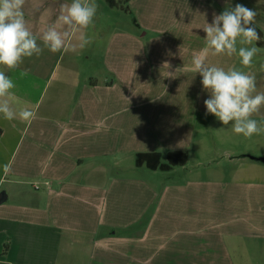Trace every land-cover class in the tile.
Returning <instances> with one entry per match:
<instances>
[{"label":"crops","instance_id":"1","mask_svg":"<svg viewBox=\"0 0 264 264\" xmlns=\"http://www.w3.org/2000/svg\"><path fill=\"white\" fill-rule=\"evenodd\" d=\"M99 1L108 3L110 12H97L93 25L73 34L71 50L53 53L45 48L14 71L0 65L15 83L9 102L17 113L13 120L0 114V264H237L234 255L242 243L209 231L242 220L209 219L200 213L181 219L154 214L144 223L141 194L150 189L149 199H157V188L128 182L111 161L122 160L128 144L134 146L135 166L140 153L159 152L164 163L170 152H187L191 159L193 141L187 134L194 126L177 115L191 110L153 107L158 82L165 85L178 76L187 84L199 76L192 58L206 47L203 27L213 14L242 4L258 13L254 25L264 32V0ZM70 3L25 0V20L41 46L43 31ZM111 10L128 14L134 30L111 33L102 53H95L91 43L81 48V35L89 39L93 28H111ZM119 23L115 28H125ZM167 32L171 40L162 37ZM149 45L151 54L144 56ZM208 62L254 71L253 64L243 68L235 54L209 53ZM21 70L27 75L21 76ZM150 96L152 105H141L142 98ZM25 109L35 118L20 119ZM228 144L236 146L229 155L244 154L264 170V161L257 159L264 154L250 156V148L239 151L237 143ZM177 167L161 173H173ZM260 184L264 187V181ZM217 189H222L220 184ZM251 231L235 234L251 244L264 240Z\"/></svg>","mask_w":264,"mask_h":264},{"label":"rangeland","instance_id":"2","mask_svg":"<svg viewBox=\"0 0 264 264\" xmlns=\"http://www.w3.org/2000/svg\"><path fill=\"white\" fill-rule=\"evenodd\" d=\"M95 2L99 5L98 12H110L108 3L106 5L99 0ZM111 17V28H93L88 34L95 53H102V45L108 41L109 35L114 31L134 30L132 18L128 14L111 10ZM103 20L105 23L108 22V16ZM117 20L120 22L119 26L125 28H115ZM164 36H168L169 40L172 39V33L167 32L162 35ZM163 42L164 40L159 42V45ZM156 51L157 49H154L153 52ZM158 51L162 52L163 49L159 48ZM127 54H131V50L127 49ZM145 54L150 56V45L146 46L144 56ZM263 62L264 52L254 57L252 63L254 70L252 74L256 77L259 92H264V71L258 70ZM106 78L111 80L112 76L107 75ZM201 81L200 75L187 84H183L184 81L178 76H171L165 85H161L162 81H159V97L153 105L160 111L183 110V108L191 110L188 115L177 114L184 116L185 125L194 126V129L191 128V132L187 134V137L191 136L193 143L189 147L191 159L185 167L179 166L173 173L168 174L161 171L153 173L146 168L138 169L135 166V156L131 152L134 146L130 144L126 147L127 153L122 160H119L120 163L111 161V164L122 178L136 184L137 187L157 188L159 193L157 199H149L150 189L141 194V213L144 223L154 214L170 219H181L197 213H200L201 217L229 222L240 219L243 222L238 221L235 224L230 222L228 226L221 228L216 226L215 230L209 232L218 236L223 232L225 240L235 239L242 243L237 256L232 250L237 264H264V240H256L251 244L235 234L237 231L249 229L256 235L264 236V187L260 184L264 181V170L255 167L261 163L252 161L244 154H233V156L228 154V150L236 147L228 144L232 141L239 145V151L243 147L250 148L249 150L252 151L250 156L263 155L264 133L247 139L243 135L234 133L231 124L228 125L231 130L223 128L224 125L215 116L206 115L204 100L209 98V93L203 89ZM150 98L151 96L143 97L141 105H152V102H148ZM252 119L257 121L264 119V108H261L258 114H254ZM243 143L248 145L245 146ZM244 182H250L251 185L246 186ZM219 184L222 189H217ZM163 192L166 194H162ZM198 197H201V200ZM142 226L144 225H138L137 230Z\"/></svg>","mask_w":264,"mask_h":264},{"label":"clouds","instance_id":"3","mask_svg":"<svg viewBox=\"0 0 264 264\" xmlns=\"http://www.w3.org/2000/svg\"><path fill=\"white\" fill-rule=\"evenodd\" d=\"M24 4L25 0H0V65L9 71L18 69L25 58L41 55L45 48L53 53L71 50L68 41L73 34L94 24L99 9L95 0H71L70 4L62 6L56 23L43 31L41 46L27 25ZM257 14L239 3L220 14H213L212 22L203 27L206 47L192 58L193 70L202 77L203 89L209 93V98L204 100L206 115L215 116L224 126L231 124L234 133L247 139L264 133V119H252L264 108V92L257 90L254 74L235 66L225 69L212 65L208 55L231 57L235 54L243 68H250L253 58L264 52L255 43L260 40L253 26ZM90 43V39L80 36L81 48ZM260 68L264 71V63ZM20 75H27V71L21 70ZM14 88L13 79L0 70V114L6 120L17 116L9 102ZM18 115L22 120L35 118V113L26 109Z\"/></svg>","mask_w":264,"mask_h":264},{"label":"trees","instance_id":"4","mask_svg":"<svg viewBox=\"0 0 264 264\" xmlns=\"http://www.w3.org/2000/svg\"><path fill=\"white\" fill-rule=\"evenodd\" d=\"M128 1V0H127ZM113 6L114 2H110ZM260 35V40L257 46L264 48V32L253 25ZM2 135V129H0V137ZM163 155L159 152L156 153H140L136 156V166H146L151 170H160L164 172L171 171L174 167L185 166L188 163L189 154L187 152H170L167 154V162L162 161Z\"/></svg>","mask_w":264,"mask_h":264},{"label":"water","instance_id":"5","mask_svg":"<svg viewBox=\"0 0 264 264\" xmlns=\"http://www.w3.org/2000/svg\"><path fill=\"white\" fill-rule=\"evenodd\" d=\"M257 159H259V160H261V161H264V158H257Z\"/></svg>","mask_w":264,"mask_h":264}]
</instances>
